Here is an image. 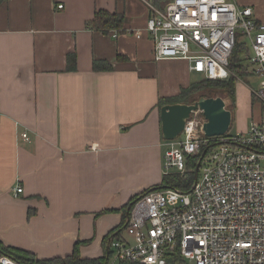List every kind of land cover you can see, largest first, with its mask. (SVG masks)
Returning <instances> with one entry per match:
<instances>
[{"label": "crops", "instance_id": "obj_1", "mask_svg": "<svg viewBox=\"0 0 264 264\" xmlns=\"http://www.w3.org/2000/svg\"><path fill=\"white\" fill-rule=\"evenodd\" d=\"M235 1L264 21V0ZM101 9L122 14L121 28H88ZM147 15L143 0H0L4 245L48 259L87 241L78 253L93 258L111 236L128 240L126 205L164 174L158 100L196 82L186 60L154 59ZM96 60L110 67L94 69ZM250 120L259 119L230 134Z\"/></svg>", "mask_w": 264, "mask_h": 264}, {"label": "built area", "instance_id": "obj_2", "mask_svg": "<svg viewBox=\"0 0 264 264\" xmlns=\"http://www.w3.org/2000/svg\"><path fill=\"white\" fill-rule=\"evenodd\" d=\"M143 2L154 59L186 60L203 79L227 80L232 50L245 39L247 71L260 79L252 93L263 108L244 133L212 139L203 137L201 112L191 113L181 134L167 140L162 167L181 174L207 145L196 181L188 192L167 187L136 197L124 224L128 240L109 241L112 263L264 264V21L235 0ZM0 264L19 263L0 255Z\"/></svg>", "mask_w": 264, "mask_h": 264}, {"label": "trees", "instance_id": "obj_3", "mask_svg": "<svg viewBox=\"0 0 264 264\" xmlns=\"http://www.w3.org/2000/svg\"><path fill=\"white\" fill-rule=\"evenodd\" d=\"M123 23H124V16L122 14L113 13V12L111 13L101 9L96 11L94 13L93 18L86 22V26L90 29L98 30L104 33L110 29H114V30L120 29ZM247 53H248V48L246 45H244L241 42L236 43L229 57L228 68L232 74L227 80L220 81V80L202 79L199 83H192L187 87L181 88L179 93L176 95L159 98L158 107L160 108L164 104H172V103H191L201 96L208 97V96H217V94H219L218 96H227L230 99L231 103L228 106V108L232 112L234 107L233 91H234L235 81L237 78H241L243 75L247 74L248 72L247 66L245 64L246 62L245 55ZM109 67H110L109 63L105 61L96 60L93 62L94 69H107ZM201 89L202 90L208 89L209 92L206 95L199 94L195 98L196 92H198ZM229 130L225 135L230 134ZM203 137L209 139L214 138V137H206L204 135ZM208 148L209 147L207 145H203L201 150L203 151L204 149H208ZM199 158L200 156L188 157L186 162V168L183 173L181 174L164 173L162 175L161 183L156 186L160 187L166 185L168 187L179 188L183 192H188L191 185L194 182V168ZM147 190L143 191L142 193L146 192ZM140 194L133 197L130 200V202L136 197H138ZM122 228H123V224L121 225V229ZM81 243H87V241H77L74 244L72 253L70 255H66L63 257L56 256L48 259H42L36 257L34 254L26 250L11 246H6L0 241V255L7 256L19 264H108V260L111 255L110 251L108 252V254L106 253V251H104L103 255L100 257L82 258L78 253V246ZM105 244L106 242H104V247ZM121 264H132V263H121Z\"/></svg>", "mask_w": 264, "mask_h": 264}, {"label": "water", "instance_id": "obj_4", "mask_svg": "<svg viewBox=\"0 0 264 264\" xmlns=\"http://www.w3.org/2000/svg\"><path fill=\"white\" fill-rule=\"evenodd\" d=\"M228 100V102H226ZM231 101L227 96H201L191 103H172L164 104L159 109L161 136L164 140H173L177 138L184 129L185 122L189 119L191 113L199 110L204 118L202 123V132L206 137H217L225 135L231 127L232 112L228 108ZM207 149L201 152L200 158L194 168V182L198 174V167L201 158L205 155ZM168 186H153L146 192L157 190L158 188H167ZM144 192V193H146ZM134 199L129 202L125 210V219L129 215V210ZM105 247L106 253L109 252V241Z\"/></svg>", "mask_w": 264, "mask_h": 264}, {"label": "rangeland", "instance_id": "obj_5", "mask_svg": "<svg viewBox=\"0 0 264 264\" xmlns=\"http://www.w3.org/2000/svg\"><path fill=\"white\" fill-rule=\"evenodd\" d=\"M241 43H243L244 45H247V41L245 39H241L240 40ZM194 80H196V82L194 83H199L201 80V75H197L194 74L193 77ZM250 80L248 78H240V79H236L235 81V85H234V107H233V111H232V115H233V124L232 127L230 128L229 132L233 133L236 131V129L238 128V126H243L244 124H247V122L249 121V119L252 117L253 119H259V104L257 102H251L250 101V94H252L251 92L253 90L258 89L259 87V82L260 79H258L257 77H252L249 85L248 82ZM208 89H201L198 92H196L195 94V98L196 96H198L199 94H203L206 95L208 93ZM219 94H217L218 96ZM226 102H228V100H226ZM199 112V111H196ZM249 113H252V116L249 115ZM198 118L201 117L200 113H195L192 114ZM251 121V120H250ZM167 141V140H166ZM167 149V147H166ZM261 163L264 165V160H261ZM171 173H175V174H179V172L174 171V170H170L167 172V174H171ZM124 235L126 234L125 232H123ZM112 259H113V255L110 256L109 260H108V264H113L112 263ZM118 264V263H116Z\"/></svg>", "mask_w": 264, "mask_h": 264}]
</instances>
